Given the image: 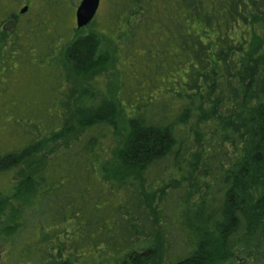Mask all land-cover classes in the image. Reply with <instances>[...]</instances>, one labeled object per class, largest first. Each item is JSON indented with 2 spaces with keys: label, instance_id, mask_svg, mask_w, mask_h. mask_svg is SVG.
<instances>
[{
  "label": "trees",
  "instance_id": "1",
  "mask_svg": "<svg viewBox=\"0 0 264 264\" xmlns=\"http://www.w3.org/2000/svg\"><path fill=\"white\" fill-rule=\"evenodd\" d=\"M36 1L0 7V264H264V0H105L32 45L71 8ZM21 61L40 110L4 95Z\"/></svg>",
  "mask_w": 264,
  "mask_h": 264
},
{
  "label": "rangeland",
  "instance_id": "2",
  "mask_svg": "<svg viewBox=\"0 0 264 264\" xmlns=\"http://www.w3.org/2000/svg\"><path fill=\"white\" fill-rule=\"evenodd\" d=\"M16 0H0V7H5L7 10H15L18 11L19 8H21L24 5H30L31 11H35L38 9V5L36 4L37 1L35 0L34 3H32V0H21L19 4H15ZM70 1L71 8H69V12L64 15L61 19H51V23H48L45 31L42 32V34H39L35 38L31 39L29 43L32 45H35L36 43H40V37L45 35H50L55 32V29L57 28L63 37V42L66 41L69 37L72 35H78V34H85L88 32H91L92 29L88 26L85 28H82L81 30H77L76 28V20H75V10L78 7L81 0H68ZM41 3V8L44 7L43 2ZM46 9V7H44ZM105 9V0H100L99 8L97 10V13L95 15V21L98 22L99 20H102L100 16L103 14V11ZM76 30V32H75ZM32 55L34 54V51L31 52ZM133 55L125 56L123 57V63L126 66L127 70L124 73V83H127L128 87L133 88L136 83H140L138 91L148 90L149 93L154 91V88L157 87V80L154 79L151 75L148 76L144 80V77L147 75L146 71L147 69H150L151 65H148V62L145 60V55L140 48H136L132 51ZM118 56V54H117ZM22 63V64H21ZM21 63L13 64V72L11 75V81L13 82L11 84V88H9L4 95H9V97L12 94H15L17 97L14 98V105L19 104L22 102L21 105L14 106V109H18L20 111L32 109L26 107L28 103L26 101L33 100L34 101V108L37 110H40V100L42 95H45V89L48 87V81L44 75L43 72H37L34 64L32 62L25 63L21 61ZM122 68V64H121ZM71 70H67L66 74L70 75ZM147 79L149 80V84L147 85ZM27 81L26 83L24 81ZM39 80V81H38ZM70 83L72 80L69 78ZM155 86V87H154ZM149 88V89H148ZM2 95V98L5 97ZM137 95V94H136ZM23 97H26V101H22ZM33 108V109H34ZM1 126V125H0ZM2 127V126H1ZM4 132V131H2ZM6 244L3 242L2 239H0V253L5 250ZM251 249V245H246L243 249H241L237 254V259L240 261L242 258H245L247 256V252ZM235 264V263H234Z\"/></svg>",
  "mask_w": 264,
  "mask_h": 264
},
{
  "label": "water",
  "instance_id": "3",
  "mask_svg": "<svg viewBox=\"0 0 264 264\" xmlns=\"http://www.w3.org/2000/svg\"><path fill=\"white\" fill-rule=\"evenodd\" d=\"M100 0H81L75 10L76 28L81 29L86 27L95 17L99 8ZM27 11V6L20 13L24 14Z\"/></svg>",
  "mask_w": 264,
  "mask_h": 264
}]
</instances>
